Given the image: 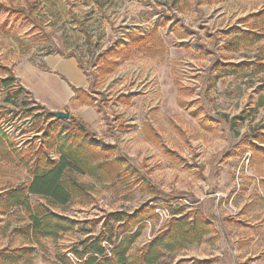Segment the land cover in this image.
Listing matches in <instances>:
<instances>
[{
  "label": "rangeland",
  "instance_id": "rangeland-1",
  "mask_svg": "<svg viewBox=\"0 0 264 264\" xmlns=\"http://www.w3.org/2000/svg\"><path fill=\"white\" fill-rule=\"evenodd\" d=\"M173 1L0 0V79L4 67L14 73L47 57L75 60L87 84L67 111L89 132L87 142L107 152L98 162H124L105 182L74 172L85 196L57 212L88 221L144 204L166 207L170 218L145 221L134 248L173 216L188 224L201 217L210 227L202 242L159 264H264V38L238 34L255 22L241 19L260 12L264 0ZM131 33L152 38L140 50L122 49ZM7 111L18 114H7L0 129L16 152L12 159L0 154V192L27 182L23 158L44 132L34 133L35 117L22 118L0 92V114ZM27 223L24 211L0 215V251L30 249L15 264H54L83 239L67 234L31 248L21 232Z\"/></svg>",
  "mask_w": 264,
  "mask_h": 264
},
{
  "label": "trees",
  "instance_id": "trees-1",
  "mask_svg": "<svg viewBox=\"0 0 264 264\" xmlns=\"http://www.w3.org/2000/svg\"><path fill=\"white\" fill-rule=\"evenodd\" d=\"M175 2L176 0L173 1ZM12 11L13 15L25 18V13L21 9ZM248 18H254L255 22L247 30H238V34L245 38L248 36L254 39L264 38V8L241 21ZM129 38L121 48L133 47L140 50L145 44L150 43L152 33L138 35L131 33ZM119 52L123 53L122 50ZM230 66L238 67L237 64ZM3 71L5 76L0 79V92L5 105L10 104L16 108L18 104L23 111L22 118L35 117L36 122L31 130H34V133L44 131L43 141L38 145H30L28 148L30 153L23 158L28 174L27 182L0 192V215L18 210L28 215V223L21 232L27 235L29 247L32 248L34 245L41 247L45 239L57 243L64 235L74 234L83 239L69 246L64 254L58 255L54 264H159L168 255L202 242L210 227L203 218H195L188 224L184 217L173 216L160 233L140 248H134L144 230V222L156 218L153 209L147 204L131 213L114 211L106 213L100 219L88 221H77L57 212L56 208L65 207L78 197L85 196V186L78 183L74 172L84 173L98 182H105L113 171H120L124 162L119 157L110 162H98L99 157L107 152L87 142L90 134L82 122L70 116L72 127L61 126L64 120H55L48 110L35 102L32 95L17 84L10 68L4 67ZM71 89L76 100L81 101L85 91L74 87ZM34 111L40 112L33 114ZM9 113L15 116L18 114L15 111L0 114V123ZM39 123L45 124V130L42 126L39 127ZM263 139L264 134L261 135V140L259 139L260 143ZM246 140H243L242 144H246ZM251 140L250 143L253 145L257 137ZM11 141L0 129V154L7 159H12V154L16 152ZM50 154H54L56 158L52 159L49 157ZM31 196L40 198L43 204L32 207L29 200ZM180 212L177 210V214ZM98 225L100 229L96 231ZM22 251L29 254L30 249L21 248L12 253L1 250L0 264H15L20 259ZM68 253L75 258L74 262L66 256ZM205 263L178 260L174 264Z\"/></svg>",
  "mask_w": 264,
  "mask_h": 264
},
{
  "label": "crops",
  "instance_id": "crops-1",
  "mask_svg": "<svg viewBox=\"0 0 264 264\" xmlns=\"http://www.w3.org/2000/svg\"><path fill=\"white\" fill-rule=\"evenodd\" d=\"M21 87L49 112L65 111L72 103L71 87L84 89L87 82L73 59L47 57L41 67L28 62L14 72Z\"/></svg>",
  "mask_w": 264,
  "mask_h": 264
},
{
  "label": "built area",
  "instance_id": "built-area-1",
  "mask_svg": "<svg viewBox=\"0 0 264 264\" xmlns=\"http://www.w3.org/2000/svg\"><path fill=\"white\" fill-rule=\"evenodd\" d=\"M248 158L250 157L249 155L247 156ZM248 163V161H247ZM152 208L154 209V213L156 214L157 218H158V222L159 224H162L164 221L168 220L170 218V214L169 211L166 207H160V206H152ZM149 222H145V224H148ZM67 257L71 260V261H75V258L68 253Z\"/></svg>",
  "mask_w": 264,
  "mask_h": 264
},
{
  "label": "water",
  "instance_id": "water-1",
  "mask_svg": "<svg viewBox=\"0 0 264 264\" xmlns=\"http://www.w3.org/2000/svg\"><path fill=\"white\" fill-rule=\"evenodd\" d=\"M50 115L55 119V120H69L70 118V113L69 111H53L49 112Z\"/></svg>",
  "mask_w": 264,
  "mask_h": 264
}]
</instances>
